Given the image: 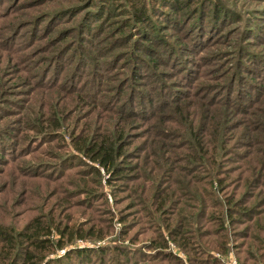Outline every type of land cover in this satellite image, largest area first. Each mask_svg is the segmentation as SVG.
Masks as SVG:
<instances>
[{"label": "rangeland", "instance_id": "obj_1", "mask_svg": "<svg viewBox=\"0 0 264 264\" xmlns=\"http://www.w3.org/2000/svg\"><path fill=\"white\" fill-rule=\"evenodd\" d=\"M172 2L0 0V230L64 242L34 264H264V0Z\"/></svg>", "mask_w": 264, "mask_h": 264}, {"label": "trees", "instance_id": "obj_2", "mask_svg": "<svg viewBox=\"0 0 264 264\" xmlns=\"http://www.w3.org/2000/svg\"><path fill=\"white\" fill-rule=\"evenodd\" d=\"M177 3H178L177 0H173L172 2V4L174 5V9L176 8L178 10L179 8H178ZM141 5L142 4L140 2V10L135 9V11L131 13L134 17L133 20L135 22H141L142 17L140 16H142V14L145 15L144 5L142 6ZM213 15L214 17L216 16V19L220 18L219 15L216 13V10L213 11ZM153 34H155V31L153 30V28H151V31H148V33H142V36L144 38H142L143 41H141V44L143 47L140 50H143V52L149 51V48L152 46L153 41H154ZM127 41H129V39ZM127 104L129 105V102H127ZM150 106H151V101L149 100V104H147V107H150ZM137 107L139 108V111L141 112V109H142L141 101L138 103ZM175 108H178V107H175ZM189 134L192 136V140H193L190 142L192 144L191 150H193L196 154H199V156L201 155L206 156V154L202 152L203 150H206L205 149L206 146L205 148H203V146H200L201 140L198 139V134L194 132L193 133L189 132ZM209 144L211 146L209 148H214L216 152L219 150L218 146L220 145V143L215 144V142L213 141L212 143L209 142ZM112 146L113 144L111 145L108 142L107 137L104 136L103 138L100 139L99 142H96V141L89 142L88 145L84 146V148L82 149V152L85 156L88 157L89 160L96 162L98 165H100L104 169L111 172V175H113L114 172L117 171L116 170L117 166H116L115 161L117 160L119 156H122V151L119 146H115V148ZM187 158H190L189 153H187ZM248 170H250V168H248ZM215 178L219 183V186L217 188V191H218L224 181L220 179L221 177H215ZM242 180L244 184L247 183L246 177ZM162 196L163 195H158V190H157V214H158L157 217H161L163 213L161 209H162L163 204L165 203L164 202L165 197H162ZM225 201H226V206L224 208L225 217L229 218L228 221H230L233 219L231 217L232 213H235V212L237 213V211H235V208L231 207V205L235 206L233 205V202L230 203L232 199H226ZM209 206L213 208L215 207L214 204H211ZM240 213L242 212L238 211L237 214H240ZM184 224L186 225V223ZM179 225H181V223H179ZM49 226L50 224H46V226L43 227V225H41V220L34 218L28 221L27 224L19 232L9 233V232L0 230V264H34L33 263L34 258L36 257L39 259L42 258L41 256L34 254V250L35 251L36 250L37 251L38 250H43V251L51 250V253H52L57 248L60 249L64 242H62L61 238H58L57 240H53V241L48 239V236L50 235ZM170 230L174 231L173 229H170ZM54 231L57 232L58 228L56 227ZM59 233L62 236L65 235V231L63 229L62 230L59 229ZM79 236H81L80 238H84L83 237L84 235H79ZM101 236L102 235L99 231L93 232L90 235V237H93V238H101ZM83 251L85 250H82V252ZM96 251L98 253H101L102 249L98 248L96 249ZM103 252L104 250L102 251V253ZM49 260H50L49 261L50 264L51 263L64 264V262L60 261L59 258L57 257L51 258Z\"/></svg>", "mask_w": 264, "mask_h": 264}]
</instances>
